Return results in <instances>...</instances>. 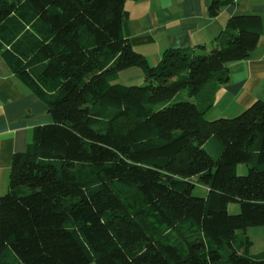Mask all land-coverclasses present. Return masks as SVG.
<instances>
[{
  "label": "trees",
  "instance_id": "16d2710c",
  "mask_svg": "<svg viewBox=\"0 0 264 264\" xmlns=\"http://www.w3.org/2000/svg\"><path fill=\"white\" fill-rule=\"evenodd\" d=\"M128 1L0 0V53L51 116L13 159L0 264H264L244 234L264 227V103L206 118L207 85L251 56L262 18L233 16L219 48L168 49L152 67L124 36ZM133 67L145 84L119 83Z\"/></svg>",
  "mask_w": 264,
  "mask_h": 264
},
{
  "label": "crops",
  "instance_id": "0c3cea01",
  "mask_svg": "<svg viewBox=\"0 0 264 264\" xmlns=\"http://www.w3.org/2000/svg\"><path fill=\"white\" fill-rule=\"evenodd\" d=\"M214 0H138L125 4L122 26L134 50L157 67L168 49L194 50L198 54L220 47L219 38L229 18L258 15L263 33L248 59L227 65L228 81L215 80L206 87L214 95L206 118L232 119L255 102L264 103V0H230L212 18L209 8ZM119 83L145 84L142 69L133 67L119 74ZM51 122L48 107L12 71L0 53V197L9 191L13 159L25 153L36 127ZM244 234L252 242L251 254L264 252V227H250ZM261 251L253 253L256 243Z\"/></svg>",
  "mask_w": 264,
  "mask_h": 264
},
{
  "label": "rangeland",
  "instance_id": "374dc122",
  "mask_svg": "<svg viewBox=\"0 0 264 264\" xmlns=\"http://www.w3.org/2000/svg\"><path fill=\"white\" fill-rule=\"evenodd\" d=\"M126 85H128V86H139V84L137 82H131V83L126 84ZM181 97L184 101H190V102L195 103V96L191 95L188 90L183 91L181 93ZM207 149L210 151L209 147H207ZM248 173H249V166L247 164H241L238 167V175L239 176H246ZM193 183L195 184V188H194V192H193L194 196L200 197V198H205L208 194V189L204 185H201L198 182V179H195ZM240 211H241V207L238 203H232L228 207V212L231 215H236V214L240 213ZM262 247H263V243L258 241L256 243L255 247L253 248L252 252L253 253L259 252V251H261V249H263ZM91 264H96V263L93 262Z\"/></svg>",
  "mask_w": 264,
  "mask_h": 264
}]
</instances>
